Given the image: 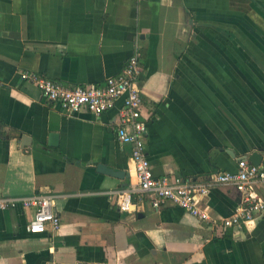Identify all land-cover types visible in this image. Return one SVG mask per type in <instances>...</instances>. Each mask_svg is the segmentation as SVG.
I'll use <instances>...</instances> for the list:
<instances>
[{"label": "crops", "instance_id": "0c3cea01", "mask_svg": "<svg viewBox=\"0 0 264 264\" xmlns=\"http://www.w3.org/2000/svg\"><path fill=\"white\" fill-rule=\"evenodd\" d=\"M135 49L154 178L205 183L254 151L264 171V0H0V197L53 194L60 218L30 234L32 210H1L0 264H264V216L219 230L148 197L119 210L113 193L136 182L122 100L67 114L20 79L102 86ZM250 189L264 199V180ZM241 199L215 185L199 203L223 218Z\"/></svg>", "mask_w": 264, "mask_h": 264}, {"label": "built area", "instance_id": "2783aa9c", "mask_svg": "<svg viewBox=\"0 0 264 264\" xmlns=\"http://www.w3.org/2000/svg\"><path fill=\"white\" fill-rule=\"evenodd\" d=\"M139 53L135 49L120 73L108 77L102 86L87 84L67 87L45 79L35 73L22 72L20 79L35 85L43 99L55 103L67 114L86 110L96 116L113 109L119 100L122 105L117 111L115 135L121 145H129L130 159L136 182L124 191H117L120 211L128 212L134 205H141L148 197L151 206L158 210L170 203L197 220L219 230L247 227L264 216V199L250 189L254 181L264 180V171L247 160H239L234 172H217L205 183L184 180L179 177L154 178L145 156L144 139L146 125L140 121L142 98L137 86L139 76ZM231 185L242 193L240 206L228 217L211 216L199 201L207 195L210 187ZM55 195L38 194L29 197H0V211L20 208L32 210L26 225L30 234H41L50 227L57 232L60 218L55 209Z\"/></svg>", "mask_w": 264, "mask_h": 264}, {"label": "water", "instance_id": "95a60500", "mask_svg": "<svg viewBox=\"0 0 264 264\" xmlns=\"http://www.w3.org/2000/svg\"><path fill=\"white\" fill-rule=\"evenodd\" d=\"M261 160V155L257 151L252 152L249 157L248 161L255 166H258L260 164ZM98 171L102 174H106L112 177H117V178H124L128 177V174L123 172V171H115L111 168H108L107 166H101L98 168Z\"/></svg>", "mask_w": 264, "mask_h": 264}]
</instances>
